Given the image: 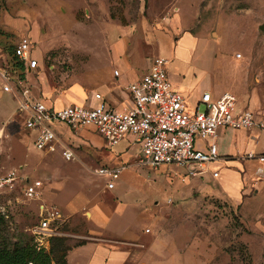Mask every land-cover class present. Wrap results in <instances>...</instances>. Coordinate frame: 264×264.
I'll list each match as a JSON object with an SVG mask.
<instances>
[{"label":"rangeland","instance_id":"1","mask_svg":"<svg viewBox=\"0 0 264 264\" xmlns=\"http://www.w3.org/2000/svg\"><path fill=\"white\" fill-rule=\"evenodd\" d=\"M262 26L264 0H0V63L21 37L30 36L35 56L44 66L42 83L33 84L31 90L37 96L45 85L55 98L80 86L90 95L107 71L132 64L138 72H148L154 58L162 56L171 61V79H181L189 86L187 94L182 93L193 112L199 100L196 102L192 90L201 81L211 80L219 81L222 92L234 93L240 105L251 101V110L256 103L264 109ZM158 30L170 31L172 36L164 34L162 43L147 42L148 33ZM190 32L195 40H178ZM119 47L126 53L116 60ZM16 107V98L0 93V180L11 173L18 177L12 183H0L1 248L14 250L31 243L51 253L58 264L61 255L90 241L91 234L103 232L91 218L97 208L108 214L106 221L113 216L107 225L109 233L134 241L147 227L143 240L150 245V238H159L161 230L151 225L153 215L141 217L140 210L149 213L155 207L167 211L196 200L200 236L211 229L219 242V252L208 264H264V200L246 202L245 215L218 200L203 198L197 188L189 194V185L199 177L189 178L185 169L175 166L157 170L140 166L139 145L120 154L125 141L100 154L76 141V160L65 162L57 154L39 151L34 144L36 135L28 137L20 122L10 123L17 117ZM80 134L93 144L103 143L94 129ZM262 136L264 143V133ZM111 164L129 168L116 189L109 191L104 187L106 180L94 170ZM222 170L221 178L213 177L214 170L204 178L211 184L221 183L227 174ZM36 180L43 183L40 198L28 199L25 186ZM70 197L82 200L78 210L70 209ZM51 208L60 211L62 220L52 223L53 233H40L41 213ZM121 208L122 219L117 216ZM173 234L183 238L172 229L170 237ZM99 238L112 239L104 233ZM159 247L146 249L150 264H172L162 258L167 253L164 244Z\"/></svg>","mask_w":264,"mask_h":264},{"label":"built area","instance_id":"2","mask_svg":"<svg viewBox=\"0 0 264 264\" xmlns=\"http://www.w3.org/2000/svg\"><path fill=\"white\" fill-rule=\"evenodd\" d=\"M13 56L23 69H15L9 57L0 63V92L16 98L17 102L14 112L17 117L10 123L19 120L24 130L36 135L34 144L39 151L57 154L65 162L76 160V147L59 135L60 126L75 135L82 129H94L109 149L124 141L139 145L136 156L140 166L154 170L175 166L185 169L189 178L211 173V165L221 159L216 141L221 128L264 132V109L255 111L248 106L242 107L238 97L229 91L219 96L204 92L193 112L188 98L170 79L171 61L162 56L154 58L150 70L141 79L129 84L127 91L131 103L120 110L109 105L99 93L94 95L98 102L95 106L70 102L57 106L35 96L31 90V75L42 74L44 66L35 56V42L30 36L19 39ZM114 74L118 77L120 72L116 70ZM1 135L2 131L0 138ZM200 143L207 145L200 147ZM245 157L264 162V155L258 157L250 153ZM128 168L126 164L103 165L94 173L106 180L107 190H114ZM212 175L218 178L219 170ZM17 179L15 173H11L0 183H12ZM42 188L41 181H32L25 186L24 195L28 199H38ZM41 217L40 233H53L52 223L62 220L56 208L43 211Z\"/></svg>","mask_w":264,"mask_h":264},{"label":"crops","instance_id":"3","mask_svg":"<svg viewBox=\"0 0 264 264\" xmlns=\"http://www.w3.org/2000/svg\"><path fill=\"white\" fill-rule=\"evenodd\" d=\"M164 34L172 36V32L170 31H150L147 35V42H153L155 40L156 42L162 43V41L166 40ZM181 38L178 40L181 41L189 38L195 40V35L190 32L184 38ZM125 53V48L119 47L116 50L115 59L119 60ZM40 62L42 65L41 60ZM127 67V69H121V67L117 69L120 72L118 77L110 70L107 71L106 75L103 74L102 81L97 86V91H92L90 95H87L85 89L80 86L74 87L64 94L53 98L52 90L44 85L42 89H39L37 96L45 98L49 103L53 102L57 106H61L64 102L95 106L98 102L95 100L94 95L99 93L109 105L120 110L125 106H129L131 103L130 95L127 91L129 84L141 79L147 73V71L144 73L138 72L132 64H128ZM40 76L41 74L37 72L31 75L32 81L34 78L36 79L34 80L35 82L33 81L34 85L38 82L42 83ZM171 81L179 91L184 92L185 95L187 94L189 86L184 84L183 80H175L172 78ZM221 90L222 86L219 81L211 80L208 82L201 81L195 86L192 92L196 94L197 102L204 92L210 91L214 95L219 96L225 93ZM65 97L66 101H64ZM249 103L251 101L247 103V106L251 108ZM247 106L242 105V107ZM259 109H262V105L256 103V107L253 110L257 111ZM18 122L20 121L18 120ZM84 130H87V128L80 130L75 135L65 126H60L58 133L62 138L70 141L76 147V150L79 148V145L75 144L76 141L85 142L99 154L109 149L104 140L100 145L93 144L87 140L83 134H80ZM24 132L28 137L31 136V133L28 131L24 130ZM263 133L257 129L248 131L221 128L216 136L221 159L211 165V170H219L218 178H221V176L223 177L221 174V170L223 169V174L227 173L226 179L222 180L221 183L214 184L209 183V179H205L204 177L193 179L189 185L191 190L188 188L189 194L192 193L193 188H197L201 191L203 198L209 197L216 201L218 200L227 204L235 211L240 210L242 214H245L244 206L246 202H255L258 199L264 200V162H260L258 158L251 160L245 157V155L250 153L257 154L258 157L264 155V143H262ZM125 142L126 147L125 149H121L122 152L120 154L128 151L133 146L129 142ZM206 145L207 143L199 144L200 147H205ZM117 156L114 157L117 158ZM105 158L107 159L104 161L107 160L106 162L108 163L109 157L105 156ZM105 190L107 189L105 188ZM72 198L74 197H70L71 200ZM194 202L196 200H190L189 204H180L167 211L155 207L149 213H144V210H140L138 215L141 217L153 215V219H151L152 217L149 218V220H152L151 225L158 226L161 230L159 238L152 239V241L150 238V245L143 240L144 235L147 234V227H145L144 231H140V236H137V239L134 241L129 239L124 240L117 233H109L107 231V225L113 216L106 221L105 219L108 218V214L97 208L91 212V218H93L95 227L101 229L103 232L91 234L90 241L81 246L73 247L68 251L66 260L68 264H150L146 256V249L152 248L153 251L159 250V245L164 244L163 251L167 253L165 255L163 254L162 258L172 260V264L211 263L215 260L219 252V246L217 245L219 242L213 238L214 232L211 229H208V233L200 236L198 231V222L200 219L199 206L194 205ZM82 203V200L74 199L69 203V207L72 211H76ZM117 216L122 219L124 216L123 208L117 212ZM245 218H250V215ZM212 224L214 225V223ZM170 225L173 227H170ZM172 229L180 233L183 238L179 240L178 236L174 237V234L170 237V231L172 232ZM103 233L112 237V239L110 241L100 239L99 237ZM172 244L175 246V249H170Z\"/></svg>","mask_w":264,"mask_h":264},{"label":"trees","instance_id":"4","mask_svg":"<svg viewBox=\"0 0 264 264\" xmlns=\"http://www.w3.org/2000/svg\"><path fill=\"white\" fill-rule=\"evenodd\" d=\"M13 49H10L9 52L10 63L15 69H23L18 59L13 56ZM66 256L65 253L61 255L58 264H68ZM0 264H54V262L51 253L43 248L37 249L35 245L29 243L14 250L0 247Z\"/></svg>","mask_w":264,"mask_h":264},{"label":"water","instance_id":"5","mask_svg":"<svg viewBox=\"0 0 264 264\" xmlns=\"http://www.w3.org/2000/svg\"><path fill=\"white\" fill-rule=\"evenodd\" d=\"M261 29L264 31V26H262Z\"/></svg>","mask_w":264,"mask_h":264}]
</instances>
